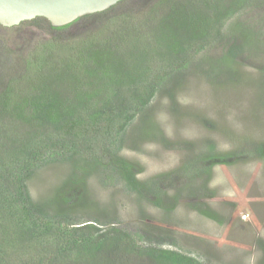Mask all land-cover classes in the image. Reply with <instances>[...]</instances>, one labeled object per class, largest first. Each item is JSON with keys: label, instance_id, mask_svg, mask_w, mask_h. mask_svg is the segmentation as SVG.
Returning <instances> with one entry per match:
<instances>
[{"label": "trees", "instance_id": "16d2710c", "mask_svg": "<svg viewBox=\"0 0 264 264\" xmlns=\"http://www.w3.org/2000/svg\"><path fill=\"white\" fill-rule=\"evenodd\" d=\"M27 24L49 37L28 42ZM199 76L220 89L251 84L264 105V0H121L61 27L44 17L0 24V264H207L145 245L122 224L74 222L91 207L88 179L100 170L165 211L185 199L224 223L207 201L214 169L264 163V140L191 148L148 180L119 151L148 140L193 145L170 139L155 109L161 96L177 109L179 92ZM51 162H66L61 181L32 196L31 176ZM257 243L264 264V237Z\"/></svg>", "mask_w": 264, "mask_h": 264}, {"label": "rangeland", "instance_id": "374dc122", "mask_svg": "<svg viewBox=\"0 0 264 264\" xmlns=\"http://www.w3.org/2000/svg\"><path fill=\"white\" fill-rule=\"evenodd\" d=\"M24 38L35 43L49 37L43 28L24 25ZM248 72L254 71L246 68ZM253 85L220 89L208 83L205 76L192 78L178 94L177 109L168 99L159 97L155 114L170 139L190 140L193 145L167 147L148 140L138 149L125 144L120 153L144 166L139 175L148 180L176 167L183 154L206 150L215 144L230 150L245 138L264 140V105L259 104ZM231 135L236 137L232 140ZM233 137V138H234ZM66 162H51L30 178L32 196L43 195L58 184ZM89 208L77 211L75 223L86 220L101 228L110 223L140 231L145 245L178 251L207 264H259L262 250L258 238L264 237V163L254 159L214 169L211 188L216 196L207 199L224 223L213 221L182 199L174 210L165 211L140 199L120 178L107 180L100 170L89 176ZM104 211V212H103Z\"/></svg>", "mask_w": 264, "mask_h": 264}, {"label": "water", "instance_id": "95a60500", "mask_svg": "<svg viewBox=\"0 0 264 264\" xmlns=\"http://www.w3.org/2000/svg\"><path fill=\"white\" fill-rule=\"evenodd\" d=\"M121 0H0V24L19 25L36 17L52 27L68 25L83 16L105 11Z\"/></svg>", "mask_w": 264, "mask_h": 264}]
</instances>
